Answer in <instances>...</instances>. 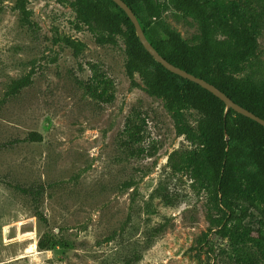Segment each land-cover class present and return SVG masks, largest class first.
<instances>
[{"label":"rangeland","instance_id":"1","mask_svg":"<svg viewBox=\"0 0 264 264\" xmlns=\"http://www.w3.org/2000/svg\"><path fill=\"white\" fill-rule=\"evenodd\" d=\"M25 6L30 24L15 0H0V264H240L227 238L208 233L217 215L207 195L170 174L168 157L186 142L163 102L137 76L130 84L123 40L97 45L66 4ZM163 21L198 41L190 19L169 10ZM67 39L83 45L78 56ZM256 54L264 63V30ZM26 75L30 85L5 96ZM104 79L110 102L87 90ZM183 114L195 129L199 114ZM44 235L56 245L40 251Z\"/></svg>","mask_w":264,"mask_h":264},{"label":"trees","instance_id":"2","mask_svg":"<svg viewBox=\"0 0 264 264\" xmlns=\"http://www.w3.org/2000/svg\"><path fill=\"white\" fill-rule=\"evenodd\" d=\"M27 0H15L21 21L30 24ZM135 15L145 38L173 66L213 85L233 103L264 119V63L257 57L258 38L264 27V0H121ZM73 11L99 46L124 44V72L132 86L135 76L145 93L160 99L170 114L181 144L168 157L171 175H185L196 191L209 200L213 231L227 238L240 264L264 263V127L227 110L218 98L197 84L174 75L144 50L132 23L111 0H54ZM169 10L193 21L199 32L196 43H187L163 21ZM78 56L82 44L65 40ZM31 75V74H30ZM30 75L13 80L5 96H14L30 85ZM101 88L87 86L93 99L110 102L107 79ZM199 114L195 129L186 122L185 111ZM133 129H138L136 126ZM138 131L129 133L134 136ZM30 134L28 141H38ZM130 186V184H129ZM158 193L169 203L170 199ZM29 193V191H24ZM211 214V213H210ZM249 219L258 225H245ZM214 227V228H213ZM217 229V230H216ZM56 245L41 236L36 246L47 251ZM250 246L253 254L247 253Z\"/></svg>","mask_w":264,"mask_h":264},{"label":"water","instance_id":"3","mask_svg":"<svg viewBox=\"0 0 264 264\" xmlns=\"http://www.w3.org/2000/svg\"><path fill=\"white\" fill-rule=\"evenodd\" d=\"M111 1L114 4H116L125 13V15L128 17V19L130 20V22L133 25L135 35L138 38L140 44L142 45L144 50L152 57V59L156 63L160 64L164 69H166L170 73L177 75V76H179L185 80H188L194 84H197L202 89L211 93L213 96L218 98L221 102H223V104L226 107V111L227 110H233L237 114L242 115V116L256 122L260 126L264 127V119H261V118L255 116L254 114H252L251 112L247 111L246 109L236 105L226 95H224L221 91H219L213 85H211V84L207 83L206 81L199 79V78H197L191 74H188L187 72L173 66L172 64L168 63L165 59H163L157 53V51L151 46V44L147 41V39L145 38L144 33H143L139 23H138L137 18L133 14V12L121 0H111Z\"/></svg>","mask_w":264,"mask_h":264},{"label":"bare ground","instance_id":"4","mask_svg":"<svg viewBox=\"0 0 264 264\" xmlns=\"http://www.w3.org/2000/svg\"><path fill=\"white\" fill-rule=\"evenodd\" d=\"M34 248V245L33 246H31V249H33Z\"/></svg>","mask_w":264,"mask_h":264}]
</instances>
